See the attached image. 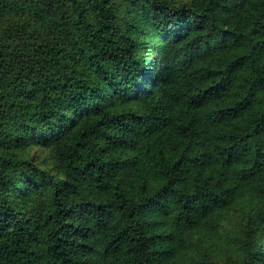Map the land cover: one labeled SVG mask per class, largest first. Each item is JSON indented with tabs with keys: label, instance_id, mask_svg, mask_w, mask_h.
Wrapping results in <instances>:
<instances>
[{
	"label": "trees",
	"instance_id": "trees-1",
	"mask_svg": "<svg viewBox=\"0 0 264 264\" xmlns=\"http://www.w3.org/2000/svg\"><path fill=\"white\" fill-rule=\"evenodd\" d=\"M0 264H264V0H0Z\"/></svg>",
	"mask_w": 264,
	"mask_h": 264
}]
</instances>
